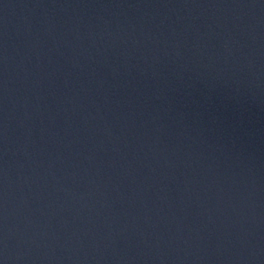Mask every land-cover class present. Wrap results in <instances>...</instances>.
<instances>
[{"label": "water", "instance_id": "95a60500", "mask_svg": "<svg viewBox=\"0 0 264 264\" xmlns=\"http://www.w3.org/2000/svg\"><path fill=\"white\" fill-rule=\"evenodd\" d=\"M0 264H264V0H0Z\"/></svg>", "mask_w": 264, "mask_h": 264}]
</instances>
